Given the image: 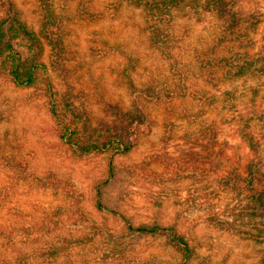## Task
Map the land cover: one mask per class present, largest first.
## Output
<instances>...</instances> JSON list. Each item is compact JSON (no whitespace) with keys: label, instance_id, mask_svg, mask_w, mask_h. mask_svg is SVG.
Listing matches in <instances>:
<instances>
[{"label":"rangeland","instance_id":"374dc122","mask_svg":"<svg viewBox=\"0 0 264 264\" xmlns=\"http://www.w3.org/2000/svg\"><path fill=\"white\" fill-rule=\"evenodd\" d=\"M11 1L37 31L38 0ZM228 1L244 19L239 41L216 46L218 22L205 14L197 22L194 9H185L172 22L169 59L149 44L141 10L125 0H55L65 54L60 78L50 70L53 86L69 87L94 125L116 108L141 107L150 130L127 154L73 156L58 143L46 97L0 75V227L11 231L0 237L4 264H264V244L232 226L231 210L244 194L215 185L225 165L246 167L241 125H249L264 164V74L213 65L231 51L247 57L264 46V0ZM50 56L43 45L40 60L49 66ZM170 83L187 96L166 101ZM201 121L219 128L214 153L221 161L183 142ZM200 156L207 158L194 169ZM192 169L194 177L184 176ZM257 186L264 190L263 175ZM139 225L173 227L190 255L183 258L164 234L129 230Z\"/></svg>","mask_w":264,"mask_h":264},{"label":"trees","instance_id":"16d2710c","mask_svg":"<svg viewBox=\"0 0 264 264\" xmlns=\"http://www.w3.org/2000/svg\"><path fill=\"white\" fill-rule=\"evenodd\" d=\"M125 1L141 10L142 25L148 33L149 44L169 59L174 58L172 49L176 41L172 31V22L177 15H182L185 9H194L193 15L196 16L197 22H201L202 14L211 15L218 22L216 46H223L229 41H239L242 36L244 19L241 12L235 9L228 0H202L201 3L198 0ZM38 7L41 17L38 29L35 31L21 20L11 0H0V75L17 87L32 88L37 98L46 97L47 109L54 123L58 143L73 156L129 153L137 145L140 136L150 130L144 110L141 107L125 111L116 108L113 110L111 119L101 120L94 125L89 114L73 102L69 87H65L63 91L56 89L49 73L53 70L60 78L61 73L64 72L62 64L65 54L63 19L55 7V0H38ZM43 45H47L51 51L49 66L40 60ZM231 52L229 57L227 55L218 57L213 65L221 66L226 71L237 75L247 72L257 75L264 74V46H261L253 56L247 54V57H244ZM208 55H210L209 51ZM66 86H68L67 83ZM187 94L183 85L170 83L164 89L162 96L166 101L171 102L177 97H186ZM155 96L158 98L157 92ZM203 97L204 95H200L198 100L204 102ZM184 113L188 116L187 111ZM218 130L219 128L214 123L201 121L195 130L186 132L183 142L191 148H198L213 154L217 144ZM236 132L250 153L246 167L243 172H240L238 167L225 165L223 169L227 177L224 175V178H218L215 185L220 190L232 193L239 191V195L236 194L238 197L244 194L242 203L237 202L231 210L232 226H236L240 235L251 238L256 243L264 244V190L257 186L260 177L264 176V164L261 161L259 145L249 130V125L239 126ZM184 155L187 157L188 153ZM214 157L218 161L222 160L221 156L215 153ZM201 158L200 156L193 160L194 169H198L199 164L204 162L201 160L207 157ZM3 160L0 148V162ZM183 160V164H188L185 158ZM18 166L21 167V165ZM183 170L179 162L178 173ZM184 176L194 177V170L192 169L191 173H185ZM240 184L243 187L242 193L239 190ZM213 220L221 224L218 219ZM129 230L144 235L164 234L174 246L175 251L183 258H187L191 253L187 242L173 227L139 225L130 226ZM10 233L8 227H0V237L10 235ZM88 240H91V237L86 236L76 242L67 240V244L81 245ZM262 261L264 263V251ZM5 262L0 255V264Z\"/></svg>","mask_w":264,"mask_h":264}]
</instances>
